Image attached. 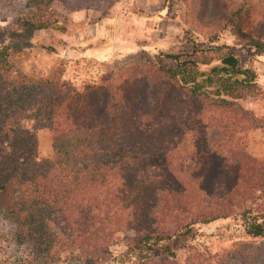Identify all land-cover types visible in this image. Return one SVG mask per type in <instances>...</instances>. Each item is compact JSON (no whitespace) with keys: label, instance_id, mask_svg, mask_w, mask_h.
<instances>
[{"label":"trees","instance_id":"1","mask_svg":"<svg viewBox=\"0 0 264 264\" xmlns=\"http://www.w3.org/2000/svg\"><path fill=\"white\" fill-rule=\"evenodd\" d=\"M187 1L199 18L202 0ZM257 3L248 17L264 33V0ZM21 26L29 33L54 22L24 18ZM220 31L209 45L190 40L187 51H160L151 64L81 91L62 67L46 77L15 71L13 48L0 45V194L12 192L8 215L26 214L38 245L47 220L84 264H206L197 226L228 218L264 238V160L245 142L260 124L240 104L257 77L217 44ZM28 118L52 134L45 163L36 131L22 125ZM121 234L125 250L116 256ZM181 251H189L183 263Z\"/></svg>","mask_w":264,"mask_h":264},{"label":"rangeland","instance_id":"2","mask_svg":"<svg viewBox=\"0 0 264 264\" xmlns=\"http://www.w3.org/2000/svg\"><path fill=\"white\" fill-rule=\"evenodd\" d=\"M258 1L202 0L198 18L187 0H175L171 6L166 0H0V45L13 48L15 71L46 77L62 67L63 80L81 91L105 76L118 79L151 64V56L160 51H187L190 40L209 45L224 28L218 32L217 44L232 47L242 67L252 69L257 77L255 90L240 104L260 124L245 136L248 152L264 160V33L248 17ZM241 6L240 15L234 17ZM263 15L264 10L259 18ZM24 18L48 20L54 28L26 33L21 26ZM233 18L237 24H226ZM22 125L36 131L38 162L45 163L53 153L51 132L36 129L31 118ZM144 189L140 188V195ZM13 202L12 192L0 194V264H84L82 253L60 245L62 232L51 221L46 223L44 246L38 245L27 215H8ZM258 206L263 208L264 195ZM197 232L195 243L206 254V264H264V238L248 237L233 218L198 225ZM124 250L121 234L112 252L117 256ZM178 255L183 263L189 251Z\"/></svg>","mask_w":264,"mask_h":264}]
</instances>
